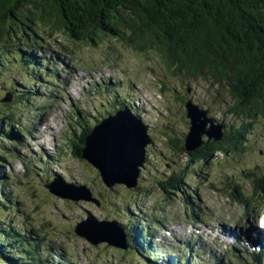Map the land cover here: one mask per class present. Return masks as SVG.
Returning a JSON list of instances; mask_svg holds the SVG:
<instances>
[{"label": "rangeland", "instance_id": "374dc122", "mask_svg": "<svg viewBox=\"0 0 264 264\" xmlns=\"http://www.w3.org/2000/svg\"><path fill=\"white\" fill-rule=\"evenodd\" d=\"M57 43L68 46L70 53ZM41 46L36 56L47 71L41 72L39 81L34 79L38 71L23 76L14 65L0 76V121L5 133L0 146L14 151L11 156L0 150V183L6 185L0 191V205L5 207L0 209V226L10 224L20 231L32 246L37 245V255L49 264L144 261V257L129 250L105 243L93 246L75 236L74 226L88 216L97 221H116L135 237L138 233L131 221L141 218L151 223V238H157L150 243L144 233L143 244L153 249L145 253L146 260L152 262L158 258L164 264L187 259L190 264H214V260L221 264H256L250 257L251 250L242 243L231 246L233 241L223 237L221 228L233 231L235 226L238 232L250 224L264 233L263 199L252 200L251 177L247 176L264 177V121L247 133L243 152L226 158L219 155L215 164H205L199 170V164L189 163L184 154L169 147L168 141L177 147L182 145L189 128L183 103L188 98L207 110L215 123H230L211 98L220 99L215 92L207 94L201 84L191 83L187 94L186 85L164 76L153 54H139L114 41L73 46L57 37L55 43ZM49 58L56 62H46ZM161 81L166 87L162 93ZM8 91H16L22 99L26 91L33 97L26 107L15 106L14 95L9 97ZM6 97L10 101L3 102ZM124 108L147 127L150 139L136 192L123 185L106 187L98 171L73 156L70 146L71 139L79 137L84 129ZM9 112L25 124L24 131L19 132V122H10L6 115ZM179 175L183 181L178 182V190L168 195L159 188L158 184L168 179L176 182ZM55 178L85 186L99 205L50 194L44 185ZM236 184L242 186L245 197H251L245 213L229 196ZM4 196L12 201H4ZM7 258L14 261L8 264L27 260L23 252Z\"/></svg>", "mask_w": 264, "mask_h": 264}, {"label": "trees", "instance_id": "16d2710c", "mask_svg": "<svg viewBox=\"0 0 264 264\" xmlns=\"http://www.w3.org/2000/svg\"><path fill=\"white\" fill-rule=\"evenodd\" d=\"M57 37L73 46H96L110 40L139 54H153L164 76L176 79L186 89L191 83H199L207 94L215 92L220 99L211 98L230 122L219 123L224 128L222 139L215 142L203 136L202 145L193 152H187L183 142L177 147L168 141L169 147L184 154L189 163L199 164V170L205 164H215L219 155L226 158L243 152L247 133L264 121V0H0V76L14 65L23 76L38 71L34 79L39 81L41 72L47 69L42 68L41 58L36 55L41 45L55 43ZM57 45L70 53L68 46ZM160 83L162 93L166 87L163 81ZM8 92L9 97L14 95L15 106L26 107L33 97L27 91L23 99L16 91ZM6 115L10 122H19V132L24 131L25 124L18 117L12 112ZM91 130L87 127L71 139L73 156L82 159L85 137ZM4 136L0 121V138ZM0 150L14 155L13 150L3 146ZM251 175H247L251 177L250 196L252 200L263 199L264 206V177ZM170 180L158 184L168 195L183 181L181 175L176 182ZM5 188L0 183V191ZM241 188L236 184L229 196L245 213L251 197H245ZM129 190L136 192L139 187ZM4 201L12 199L4 196ZM131 225L138 233L137 239L127 227L121 228L130 253L144 257V261L138 259V264H164L158 258L155 262L146 260L145 253L153 252L150 245L143 244L144 233L152 241L151 223L138 218ZM36 247L10 224L0 226V264L14 263L7 257L22 252L27 256L23 264H49L37 255ZM231 256L238 258L234 253ZM250 257L256 264H264L263 255ZM166 264H190V259ZM214 264L221 263L214 260Z\"/></svg>", "mask_w": 264, "mask_h": 264}, {"label": "water", "instance_id": "95a60500", "mask_svg": "<svg viewBox=\"0 0 264 264\" xmlns=\"http://www.w3.org/2000/svg\"><path fill=\"white\" fill-rule=\"evenodd\" d=\"M186 93H190L189 88L186 89ZM8 101L9 97L3 100ZM184 108L189 121L188 132L183 140L187 152L197 150L203 143L201 140L203 136L215 142L222 139L223 126L208 117L207 110H202L190 98L184 102ZM146 130L147 127L137 120L130 110L119 109L92 127L91 132L85 137L82 159L98 171L106 187L112 188L117 184L127 189H135L140 168L144 166L146 146L150 143ZM44 187L55 197L99 205L85 186L65 183L55 178ZM73 232L93 246L105 243L122 251L129 248L125 232L113 220L97 221L88 216L74 226Z\"/></svg>", "mask_w": 264, "mask_h": 264}, {"label": "bare ground", "instance_id": "6f19581e", "mask_svg": "<svg viewBox=\"0 0 264 264\" xmlns=\"http://www.w3.org/2000/svg\"><path fill=\"white\" fill-rule=\"evenodd\" d=\"M48 60L52 61V59L49 58V59H47L46 62H48ZM52 62H56V61L53 60ZM49 152H51V150ZM252 229H253L252 225H250V224L247 225L246 227H244L243 229H240L238 232H235L236 228L233 231H231L229 229H226V228H221V230H222L221 234L223 235L224 238L227 239V241L230 242L232 240L233 242L231 244H233V243L234 244L235 243H242L243 246H244L246 244V242L250 241L252 239V237H255V235H257V233H259L258 234L259 237H264V233L263 232H257L255 234H252L253 233ZM258 245H260V244H257V246H252V247H248V246L245 245L244 247H248L251 251L258 253V255H263L264 256V247H258Z\"/></svg>", "mask_w": 264, "mask_h": 264}]
</instances>
